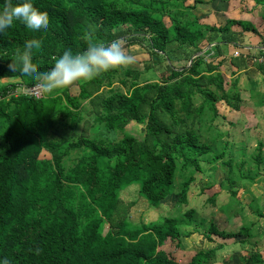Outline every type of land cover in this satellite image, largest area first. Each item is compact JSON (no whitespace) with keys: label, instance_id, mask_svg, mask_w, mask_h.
<instances>
[{"label":"trees","instance_id":"1","mask_svg":"<svg viewBox=\"0 0 264 264\" xmlns=\"http://www.w3.org/2000/svg\"><path fill=\"white\" fill-rule=\"evenodd\" d=\"M186 1L31 0L47 13V32L33 37L17 21L0 33V68L18 63L25 41L33 38L42 42V50L33 55L38 71L52 68L67 49L82 53L89 39L105 43L119 39L127 47H145L150 57L146 71L166 68L158 82L148 80L142 71L122 67L77 82L75 95L65 88L40 99L17 93L22 87H37V81L20 73L21 82L0 79V259L8 258L11 264H179L160 250L167 239L181 245L182 239L199 233L213 243V237L242 246L250 242L251 228L230 233L214 222L207 227L197 223L195 210L181 219L135 224L129 217L132 204L121 198L126 188L139 185L140 196L151 208L157 209L172 195L188 204L191 185L205 173L203 164L221 162L230 174L234 172L233 144L214 155L215 140L221 135L214 126L220 117L218 104L225 102L234 110L245 106L239 78L231 80L223 72L226 54L230 46L245 49V32L259 37L263 47L264 38L240 21L229 20L220 27L205 24L195 13L196 6ZM201 2L196 0V5ZM3 6L0 0V9ZM233 26L244 28L235 32ZM240 56L231 60L234 66L255 64L264 75V61L258 64L255 57ZM259 57L264 58V51ZM132 123L145 127L143 139L107 138ZM208 138L211 145L204 141ZM240 150L245 156V149ZM263 151L261 143L253 157L256 171L245 174L244 164L239 167L245 182L261 176ZM44 152L50 157L42 158ZM228 152L231 158L225 161ZM235 184L228 189L236 199ZM209 200L215 204V198ZM224 249L218 244L187 264H214ZM246 264H264V259L253 252Z\"/></svg>","mask_w":264,"mask_h":264},{"label":"rangeland","instance_id":"2","mask_svg":"<svg viewBox=\"0 0 264 264\" xmlns=\"http://www.w3.org/2000/svg\"><path fill=\"white\" fill-rule=\"evenodd\" d=\"M212 19H214L212 20L213 23L216 21L217 24L223 25L221 22L222 18L212 17ZM166 21L169 23L168 19ZM122 43L126 49V54L134 58L132 63L124 67L126 69L142 71L148 77V80L158 82L161 74L166 69L165 66L160 65L155 67L151 72H147L145 62L150 61L147 49L140 46L127 47L124 41ZM145 45H147L146 42ZM234 56L238 58L240 56L239 52L237 51ZM261 60L263 62L264 58H261ZM186 64L187 61L177 66L181 67ZM10 65L0 68V79L3 83L21 82V78L18 77L20 75L19 72L14 71ZM223 72L227 74L229 79H234L225 68ZM13 74L17 77H12ZM239 80L238 88L245 106L242 107L243 109L234 110L227 106L225 102H220L218 104L220 117L214 124L215 129L221 133L219 138L215 140L214 146L216 151L214 155L222 152L227 143L233 144L232 146L235 151V155L233 154V174H230V169L223 166L221 162L214 166L203 164L205 173L198 178L196 183L191 185L188 204L179 203L176 195H172L163 201L157 209L151 208L148 202L140 196L139 185H132L121 193V198L127 204H132L129 217L135 224L142 222L150 224L152 222H158L165 217L181 219L184 213H187L189 210H195L197 213V223H204L207 227L210 223L214 222L219 230L230 233L239 232L243 226L251 228L250 233L253 236L250 240L251 243L249 242L250 244L248 243L244 246L237 244L235 240H223L218 237H213L216 239V242H209L199 233L182 239L181 245H178L177 240L167 239L165 245L160 247V250L167 252L179 264L191 262L197 254L210 251L216 248L218 244H224L225 249L217 253L218 262L214 264H246L247 259L253 252L260 254L264 259V162L260 166L261 176L253 183L242 180L240 178L241 173L239 172V167L243 164L245 174L250 170L256 171L257 169V164L253 157L258 152L259 144L262 143L264 145V111H262L264 108L259 110L255 107L245 109L258 102L254 91L250 90L256 87V83L255 79L254 81H248V83L243 82L241 77ZM261 85L260 87L262 88L263 85ZM261 88L259 89L261 90ZM78 91V88L71 89L73 95L78 93ZM247 104L248 106H246ZM11 128L13 129L12 122ZM203 135L209 137L207 133H203ZM125 136L143 139L145 136V127L132 123L127 127L126 131L111 132L107 135V138L119 142ZM209 138L207 141H204L211 145V139ZM243 148L245 149V156L242 154L243 151L240 150ZM229 152L225 161L231 158ZM49 157L50 155L46 152L42 154V158ZM215 166H217V170H214ZM233 183H236V191L238 192L236 199L232 198L228 189ZM210 198H215V204L210 202ZM200 229V231L204 230L203 228ZM182 230L186 231L190 230V228L182 227ZM102 231L103 234H106L108 226Z\"/></svg>","mask_w":264,"mask_h":264},{"label":"clouds","instance_id":"3","mask_svg":"<svg viewBox=\"0 0 264 264\" xmlns=\"http://www.w3.org/2000/svg\"><path fill=\"white\" fill-rule=\"evenodd\" d=\"M19 21L33 37L43 35L49 28L48 15L34 7L31 0L13 5L11 0H4L0 9V33L14 26ZM24 52L19 62L13 61L10 67L22 76L37 81L41 94H53L58 90L68 88L77 82L92 80L104 73L120 69L133 62V57L126 54L121 40L110 43L92 41L89 39L86 50L74 54L67 49L55 58L52 68L38 71L33 64V55L42 50V42L36 38L28 39L24 44ZM39 249H36L39 254ZM0 264H11L8 258L0 259Z\"/></svg>","mask_w":264,"mask_h":264},{"label":"crops","instance_id":"4","mask_svg":"<svg viewBox=\"0 0 264 264\" xmlns=\"http://www.w3.org/2000/svg\"><path fill=\"white\" fill-rule=\"evenodd\" d=\"M200 1H202L201 4L196 5V0H187V5L196 6L195 13L200 19H202L203 23L220 27L227 24L229 20L240 21L247 29L255 28L264 38V4L257 5L255 0ZM212 17L222 18L221 22L223 25L217 24L216 21H214L215 23H213L212 20L214 19H212ZM244 27L233 26L232 30L235 32H242ZM245 35V49H243V51H240L234 46H230L226 54V56L228 57L225 64L226 67L224 66V68L229 73V75L232 76V74H235L234 76H232V78L234 79L241 77L242 81L247 83L248 81H254L255 79L256 87L250 90L254 91L256 97L258 98V102H256L254 105H251L250 107L247 104L246 106L248 107L245 109L255 107L259 110L261 108H264V75L258 70L255 64H249V66L239 69L231 63V60L235 58L234 54L237 53V51L239 52V55H242L243 57H255L254 62L256 61V63L258 64L262 63L261 57H259L260 51H264V47L261 45V39L259 37H255L252 32H245ZM208 49L209 48H207L205 51H207ZM260 85L262 86V88L260 87ZM68 88L70 90L78 88V83H74ZM259 88H261L262 91ZM13 123L18 129V123H16L15 121H13Z\"/></svg>","mask_w":264,"mask_h":264},{"label":"built area","instance_id":"5","mask_svg":"<svg viewBox=\"0 0 264 264\" xmlns=\"http://www.w3.org/2000/svg\"><path fill=\"white\" fill-rule=\"evenodd\" d=\"M17 93H22V94H26V95H30L33 96L37 99H40L44 96V94H41L40 90L38 89V87H35L33 89H27L25 87H22L18 90Z\"/></svg>","mask_w":264,"mask_h":264},{"label":"water","instance_id":"6","mask_svg":"<svg viewBox=\"0 0 264 264\" xmlns=\"http://www.w3.org/2000/svg\"><path fill=\"white\" fill-rule=\"evenodd\" d=\"M201 54H198V55H196L193 59H195L196 57H199ZM191 63H192V61H191Z\"/></svg>","mask_w":264,"mask_h":264}]
</instances>
